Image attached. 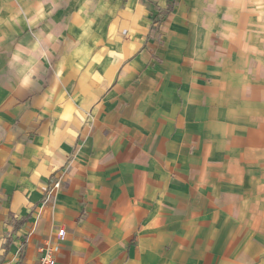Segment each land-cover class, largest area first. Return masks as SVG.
Wrapping results in <instances>:
<instances>
[{
	"label": "crops",
	"instance_id": "crops-1",
	"mask_svg": "<svg viewBox=\"0 0 264 264\" xmlns=\"http://www.w3.org/2000/svg\"><path fill=\"white\" fill-rule=\"evenodd\" d=\"M46 243L264 264V0H0V264Z\"/></svg>",
	"mask_w": 264,
	"mask_h": 264
},
{
	"label": "built area",
	"instance_id": "built-area-1",
	"mask_svg": "<svg viewBox=\"0 0 264 264\" xmlns=\"http://www.w3.org/2000/svg\"><path fill=\"white\" fill-rule=\"evenodd\" d=\"M56 187L60 186V183L57 182L55 184ZM45 190H47L45 188ZM66 230L64 228L59 230V235L61 238H64ZM55 247L52 246L50 243H46L45 247H43V255L40 258L39 264H56V260L54 258Z\"/></svg>",
	"mask_w": 264,
	"mask_h": 264
}]
</instances>
